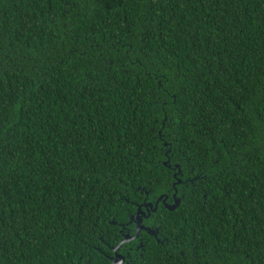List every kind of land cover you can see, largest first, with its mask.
Instances as JSON below:
<instances>
[{
	"label": "trees",
	"instance_id": "obj_1",
	"mask_svg": "<svg viewBox=\"0 0 264 264\" xmlns=\"http://www.w3.org/2000/svg\"><path fill=\"white\" fill-rule=\"evenodd\" d=\"M178 170L130 263L264 264V0H0V264H109Z\"/></svg>",
	"mask_w": 264,
	"mask_h": 264
},
{
	"label": "flooded vegetation",
	"instance_id": "obj_2",
	"mask_svg": "<svg viewBox=\"0 0 264 264\" xmlns=\"http://www.w3.org/2000/svg\"><path fill=\"white\" fill-rule=\"evenodd\" d=\"M171 170L174 171V169ZM172 173V178L175 181L172 184L173 190L169 196L161 194L157 198H153L154 201H149L152 195L149 190L144 191L139 186L134 188L133 192L138 193L137 196L143 194V197L139 198L136 196L138 199L137 202L132 201L130 203L134 208V212L128 214V220L126 222L115 223L118 233L117 236L120 237L119 242L115 246H110L107 242L103 241V249L100 250V253L109 261V264H119L120 262V264H132V261H135L137 258L138 250L141 247L140 241L142 239V233L153 230L149 226L152 225V220H155L156 212L162 208L166 209V207L172 204L174 205L176 200L175 196L178 193L176 188L177 186L183 185L184 181L177 176L180 174V170ZM193 180L187 178L186 182L192 183ZM190 185L191 187L193 186V184ZM154 231H157V229H154ZM136 240L138 241L136 242ZM138 242L139 244H136Z\"/></svg>",
	"mask_w": 264,
	"mask_h": 264
},
{
	"label": "snow or ice",
	"instance_id": "obj_3",
	"mask_svg": "<svg viewBox=\"0 0 264 264\" xmlns=\"http://www.w3.org/2000/svg\"><path fill=\"white\" fill-rule=\"evenodd\" d=\"M167 83H168V80H167V77H165L163 83H161V84L159 85L161 91H162L163 93H165V94H169V89L166 88V87L164 86V85L167 84ZM169 98H173L171 94H169ZM153 102H154V103H157V104L161 103V101H160L158 98H156V97L153 98ZM163 103H164L165 106H166L167 101H164ZM166 117H167V114L165 113V119H166ZM180 174L183 175V172H181Z\"/></svg>",
	"mask_w": 264,
	"mask_h": 264
},
{
	"label": "water",
	"instance_id": "obj_4",
	"mask_svg": "<svg viewBox=\"0 0 264 264\" xmlns=\"http://www.w3.org/2000/svg\"><path fill=\"white\" fill-rule=\"evenodd\" d=\"M178 203H179V201L176 199L174 205L171 206V207H167V208H168L169 210H172V209H174L175 207H177ZM148 233H150V235H152V236H156V235H155L156 232L151 231V232H148ZM156 238H158V237H156ZM156 241L159 242V239H157ZM115 249H117V248H115ZM120 263H121V262H120ZM120 263H119V264H120ZM112 264H115V263H112Z\"/></svg>",
	"mask_w": 264,
	"mask_h": 264
}]
</instances>
